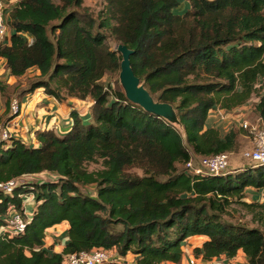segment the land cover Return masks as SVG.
Segmentation results:
<instances>
[{"label": "trees", "instance_id": "trees-1", "mask_svg": "<svg viewBox=\"0 0 264 264\" xmlns=\"http://www.w3.org/2000/svg\"><path fill=\"white\" fill-rule=\"evenodd\" d=\"M83 1L19 0L8 14L0 57L16 80L0 77L5 113L13 98L20 103L37 89L92 101L86 117L72 108L63 133L36 130L39 145L13 137L0 146V181L53 176L0 193V229L10 207L21 209V194L35 197L25 231L0 235V264H62L67 254L93 249L133 255L136 264H180L193 236L205 238L192 248L196 259L241 253L244 264H264V202L245 200L248 187H264V163L217 175L186 167L235 152L246 135L207 125L213 108L230 111L260 96L253 109L264 120V0H186L183 13L175 10L179 0H103L97 23L79 10ZM106 32L134 51V74L156 101L174 107L184 136L120 86L105 85L121 60ZM33 68L38 73L21 83ZM233 203L253 225L224 220ZM64 221L68 238L53 252L44 246L46 230Z\"/></svg>", "mask_w": 264, "mask_h": 264}, {"label": "crops", "instance_id": "crops-1", "mask_svg": "<svg viewBox=\"0 0 264 264\" xmlns=\"http://www.w3.org/2000/svg\"><path fill=\"white\" fill-rule=\"evenodd\" d=\"M19 0H5V13L8 16L9 11L12 7L16 6ZM188 4L186 0H179L178 10L184 7H187ZM176 10V9H175ZM9 38V37H8ZM7 38L5 43H9V39ZM32 72L29 75L37 74L38 70L33 68L28 71ZM27 73V74H28ZM0 77L5 78L9 82H14L16 79L9 74V70L5 67V59L0 57ZM91 99L86 100H77V99H62L59 100L53 96H50L43 92L42 89H37L33 93L27 94L20 100V113L18 115H13L11 112L8 114L5 113V106L0 97V122H4L7 120L14 119L17 124V127L20 130V133L16 135V138L21 139L23 142L39 145L36 141L34 132L36 130H44L50 127H54L57 133H63L71 124L70 112L72 108H76L80 115L83 117L88 116L89 110L88 106L91 103ZM87 106V107H86ZM250 111L246 105L236 107L230 111L222 110L218 107L213 108L208 117H207V125L216 127L219 131L224 134L226 133L232 126L233 120L231 119L233 114L240 113L246 114ZM224 115L225 120H223L220 115ZM247 135H239L240 138H247ZM249 139V138H248ZM246 201H259L264 202V187L256 189L254 187H248L245 191ZM30 207V209L28 208ZM31 205L28 203L26 208V213L31 211ZM32 212L29 213V217H31ZM69 228V224L64 221L60 224L54 225L46 230V236L44 239V246L46 248H50L53 252L61 253L64 247V243L67 240V231ZM204 237L201 236H193L190 238L188 245L183 246L184 250L187 253L192 252V248L194 246H200L201 242L204 240ZM195 242V243H194ZM114 264H136V257L133 255H128L126 257H122L119 254L114 255ZM242 262H245V256L240 253L237 257ZM215 260L218 261L217 264H227L229 261L225 255H222L212 261L210 264H213ZM239 263H242V262ZM161 264H177L172 262H164ZM180 264H188L185 257H183L182 262ZM196 264H204V261L201 259H197Z\"/></svg>", "mask_w": 264, "mask_h": 264}, {"label": "built area", "instance_id": "built-area-1", "mask_svg": "<svg viewBox=\"0 0 264 264\" xmlns=\"http://www.w3.org/2000/svg\"><path fill=\"white\" fill-rule=\"evenodd\" d=\"M5 0H0V45H3L7 38L10 39L11 30L8 26L9 16L5 13ZM258 87V86H257ZM264 94V90L261 92ZM260 101V96L253 97L246 106L250 109ZM244 106V105H243ZM211 111V110H210ZM11 114L18 115L20 113V103L16 98L10 102ZM231 118L233 125L237 128L247 130L250 135L251 148L244 151L243 156L257 163H264V120L257 119L256 123H250L245 119V116L240 113H235ZM220 117L225 120L224 115ZM20 133L14 119L0 122V146L8 145L11 143L12 138ZM229 164L228 153H218L212 156L202 157L198 166H194L192 159L186 163L188 170L194 174L207 175V174H221L224 173ZM53 176L46 174H33L25 175L19 178H12L6 181H0V193H12L15 187L30 183L37 182L43 179H52ZM25 180V181H24ZM23 197L21 209L17 210L10 207L5 219V225L0 229V235L13 236L21 234L25 231L26 224L30 221L29 213H26L27 204L35 200L33 193H26L20 195ZM33 212V211H32ZM32 216V215H31ZM114 253H110L104 249H93L90 252L71 253L64 256L62 264H109L114 262ZM184 257L188 264H196L197 259L192 254L185 253ZM202 260V259H201ZM204 261V260H202ZM245 263V262H242ZM204 264H210L204 261ZM227 264H241L238 258H232L227 261Z\"/></svg>", "mask_w": 264, "mask_h": 264}, {"label": "rangeland", "instance_id": "rangeland-1", "mask_svg": "<svg viewBox=\"0 0 264 264\" xmlns=\"http://www.w3.org/2000/svg\"><path fill=\"white\" fill-rule=\"evenodd\" d=\"M53 1L55 3H60V0H53ZM103 6H104L103 0H84L82 8H80L79 10L86 12L88 15L93 16L95 18L96 23H97L96 17L98 15V12L103 8ZM185 10H187V7H184L182 9L180 8L179 10H178V8H176L177 12L183 13V12H185ZM106 33H107V38H106L107 46H109L110 49L115 50V47L118 44V42L115 41L113 36H111L108 32H106ZM31 73L32 72H29L26 76H24L21 79V83H24L25 81L30 79L31 75H29V74H31ZM118 75H119V73L106 76L104 78L105 85H107V86L109 85V86L114 87V88H116L117 86H120ZM248 109H250V108H248ZM244 116H245V119L248 120L250 123H256L257 122V119H258L257 113L254 111L253 107H252V109H250V111L248 113L244 114ZM232 126L234 127L235 130L245 133L248 137L247 138H240V141H242V143L240 142V145L237 146V149L235 152L229 154V164H228V167L225 170V172L230 171L234 168H241V167L249 166V165H252L254 163V161H252L248 158H245L243 156L244 151L251 148V140H250L249 132L247 131L248 133H246L242 130H239L233 124H232ZM97 167H98L97 165H90L89 166L90 169L97 168ZM184 167L185 166L183 164H178V169L181 170ZM133 172H136L137 174H141V171L138 169L133 170ZM29 204L32 207L31 211L29 212V213H31L33 211V206L35 203L33 201V202H30ZM28 208L30 209V207H28ZM223 218H224V220L229 221V222L231 221L233 223H246L248 225H253L250 221L251 214L244 207L240 206L237 203H233L228 208V212H227V214L223 215ZM187 254H192V253H187ZM238 261L240 262L241 260L238 259ZM212 263L217 264L218 261L215 260ZM241 264H244V263H241Z\"/></svg>", "mask_w": 264, "mask_h": 264}, {"label": "water", "instance_id": "water-1", "mask_svg": "<svg viewBox=\"0 0 264 264\" xmlns=\"http://www.w3.org/2000/svg\"><path fill=\"white\" fill-rule=\"evenodd\" d=\"M115 51L121 56L118 77L125 97L130 102L139 105L145 112L164 119L170 125L179 129L184 136L183 128L174 107L170 103L156 101L134 74L130 62V57L134 51L122 43L116 45Z\"/></svg>", "mask_w": 264, "mask_h": 264}]
</instances>
